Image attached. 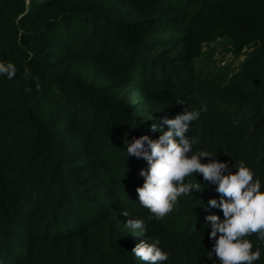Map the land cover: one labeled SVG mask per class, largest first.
<instances>
[{"label":"trees","instance_id":"trees-1","mask_svg":"<svg viewBox=\"0 0 264 264\" xmlns=\"http://www.w3.org/2000/svg\"><path fill=\"white\" fill-rule=\"evenodd\" d=\"M216 38L253 48L223 84L194 72V39ZM0 59L17 69L0 76V264H146L131 249L154 239L163 264H220L204 218L222 211L201 207L215 186L156 219L136 192L147 162L127 157L125 134L156 139L152 124L204 105L193 150L244 161L264 185V0H0Z\"/></svg>","mask_w":264,"mask_h":264},{"label":"clouds","instance_id":"clouds-1","mask_svg":"<svg viewBox=\"0 0 264 264\" xmlns=\"http://www.w3.org/2000/svg\"><path fill=\"white\" fill-rule=\"evenodd\" d=\"M16 72L13 63L0 59V76L6 75L11 80ZM24 75L25 78L31 77L28 66L24 68ZM36 88L40 89L38 81ZM27 90L31 91L30 88ZM184 104V101L179 102V105ZM204 111H207L204 105L194 110L184 106L172 118H161V123L151 125L152 131L159 132L156 139L143 134L128 140L125 134L127 157L135 156L147 162V167L139 172L144 182L143 186L136 188L138 200L156 219H163L177 205L180 197L203 193L214 185L219 198H210L201 207L206 212L210 207L218 208L223 218L215 213L204 218L210 222L206 226L211 229L208 238L212 241V248L208 251V258L214 254L220 264H254L260 260L264 247L258 244L253 250L249 236L258 233L257 239L264 244V185L260 178L254 179L255 173L244 161L233 168L212 151L203 148L193 150L198 141L186 133ZM205 158L207 161L202 162ZM193 174L201 176L207 187H201V180V183L185 181ZM122 214L130 217L124 224L131 232L140 235L147 231L142 218L129 211H122ZM159 245V239L141 240L132 247L131 253L146 264H163L170 254Z\"/></svg>","mask_w":264,"mask_h":264},{"label":"rangeland","instance_id":"rangeland-1","mask_svg":"<svg viewBox=\"0 0 264 264\" xmlns=\"http://www.w3.org/2000/svg\"><path fill=\"white\" fill-rule=\"evenodd\" d=\"M202 19L201 17V21ZM194 45L199 47L198 55L193 61L196 76L205 78L209 82L211 80L214 84H223L227 78L239 71L244 59L253 50V48H244L241 52L235 53L222 38L204 43L194 39Z\"/></svg>","mask_w":264,"mask_h":264}]
</instances>
